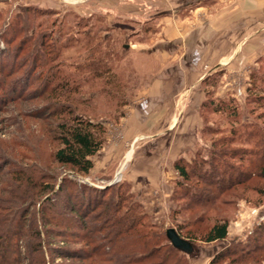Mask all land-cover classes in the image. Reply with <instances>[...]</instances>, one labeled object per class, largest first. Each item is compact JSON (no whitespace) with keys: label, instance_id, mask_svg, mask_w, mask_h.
Instances as JSON below:
<instances>
[{"label":"rangeland","instance_id":"1","mask_svg":"<svg viewBox=\"0 0 264 264\" xmlns=\"http://www.w3.org/2000/svg\"><path fill=\"white\" fill-rule=\"evenodd\" d=\"M107 2L101 1L102 5ZM146 2L142 17H107L108 12L103 10L106 7L98 0H0V141H6L16 154L32 157L35 166H47L45 173L54 178V188L65 181L61 192L53 196L58 202L55 211H62L65 187L70 180L101 189L105 197L114 195L122 185L121 191L127 188L123 192L126 197L129 195L128 202L139 204L145 220L156 225L158 233L167 228L176 230V224L183 223L188 216L180 210L185 203L180 200L183 189L174 188L179 179L173 168L176 159L201 161L198 171L214 169L219 176L252 171L246 184L221 197L230 201L219 205L216 212L228 219L227 238L211 243L186 241L187 245L181 249L190 264H209L217 251L228 246L235 245L238 252L244 251L254 227L264 222V192L258 201L251 192V187L260 188L264 184L252 169L259 156L248 153L251 147L264 146L261 140L264 139V0H241V10L234 17L220 16L221 4L226 5L227 14L236 13L232 0ZM164 17L176 21L166 23ZM168 25L170 29L192 31L194 35L198 32L202 37L199 45L209 38L215 41L214 45L205 55L204 49L198 54L191 52L190 43L179 45L172 40L162 44L158 41L162 37L160 32ZM218 49L236 52L237 58L231 59L228 67L239 65L229 72L235 75L236 85L226 87L228 95L223 100L228 103L227 108L220 114H209L208 105L202 110L199 106L201 126L199 130L192 126L190 133H194L180 135L185 143L183 156L172 160L168 156L170 150L164 148L169 146V137L164 132L167 122L163 107H171L167 109L170 112L181 102V94L185 92L178 83L181 67L189 68L200 60L211 67L217 60L211 54ZM161 52L165 59L158 56ZM202 63L203 73L206 70ZM219 67L202 76L200 86L204 96L200 105L208 95L213 97L212 105L220 100L215 94L222 79L230 84L229 76ZM163 73L169 74L168 81L173 85L170 90L177 95L173 94L174 101H167L168 105L162 107L157 100L163 95H156L157 89L151 85ZM64 84L66 90L61 88ZM53 85L54 93L61 94L58 99L61 103L69 102L70 107H75L73 111L100 122L104 128L103 144L91 157L93 167L87 175L56 166L51 158L56 142L41 133L45 125L53 126L58 119L53 116L47 119L45 115L52 109L55 94L44 91ZM159 88L164 92V87ZM204 120L213 134L203 133ZM251 126L260 130L251 132ZM185 185L191 190L202 189L194 179ZM178 209L180 212L175 213ZM207 225L201 223L191 228L204 231ZM56 240L57 237L49 238V246H64ZM65 246L80 247L73 243ZM21 251L24 253L25 249ZM256 254L259 261L248 260L246 264H264V249ZM47 255V260L54 264L68 263L58 255ZM226 262L223 259L218 264Z\"/></svg>","mask_w":264,"mask_h":264},{"label":"trees","instance_id":"2","mask_svg":"<svg viewBox=\"0 0 264 264\" xmlns=\"http://www.w3.org/2000/svg\"><path fill=\"white\" fill-rule=\"evenodd\" d=\"M50 70L49 67L46 72L49 74ZM62 86L66 90L65 84ZM48 91L54 93L55 85L44 93ZM54 94L55 101L50 104L52 109L45 115L47 119L52 116L58 119L53 126L45 125L41 129L43 136L56 142L51 153L52 161L58 167L87 175L93 167L91 157L103 144L104 128L100 122L73 111L75 107H70L69 102L61 103L59 92ZM212 100L213 97L208 95L200 105L201 110L208 105L206 112L209 114L225 111L226 101L216 100L212 105ZM249 128L251 132L260 130L253 126ZM203 133L213 134L205 120ZM220 141L223 145V139L220 138ZM248 150L249 154L259 156L252 169L255 170L254 176L264 181V146ZM200 162H187L183 158L173 162L179 177L174 182V188L183 189L180 200L185 201L180 210L188 213L183 223L176 224L175 231L190 243L196 239L205 243L223 241L227 238L228 219L216 212L219 205L230 204V201L221 197L246 184L252 177V171L240 170L234 172L235 175L227 173L219 176L214 169L198 171ZM34 163L32 157L16 154L6 141H0V264H54L47 260L48 253L68 260L67 264H190L182 250L168 240L165 230L163 233L155 231L158 227L145 220L139 204L128 202L129 195L126 197L124 193L127 192L126 187L123 192L122 185H119L114 195L105 197L101 189L77 185L70 180L65 187L62 211L57 212L55 207L58 202L53 196L61 192L65 181L54 188V178L45 173L47 166H35ZM193 179L202 185V189L191 190L189 185L183 186ZM251 188L258 201L263 196L264 184L260 188ZM172 199L178 204L177 199L173 196ZM35 205L37 209H34ZM38 222L41 227H38ZM201 223H209L204 231L191 228ZM252 234L253 237L250 236L244 245V251L238 252L235 245L228 246L217 251L209 264L221 263L223 259H227L225 264L259 261L256 260V253L264 249V222L258 223ZM51 237H57L56 241L64 246L50 247ZM67 243L80 247L67 249Z\"/></svg>","mask_w":264,"mask_h":264},{"label":"crops","instance_id":"3","mask_svg":"<svg viewBox=\"0 0 264 264\" xmlns=\"http://www.w3.org/2000/svg\"><path fill=\"white\" fill-rule=\"evenodd\" d=\"M98 1L100 2L99 4L101 6L106 7V9H103V10H105L104 12H108V13H105L107 17H142V11H144L142 7L147 5L148 3L146 2V0H106L108 1L107 5H102L101 3L102 0H98ZM225 1L226 0H224V2ZM232 2L237 7V9L235 10L236 13L227 14L226 12L228 9L224 8V6L226 5L221 4V8H222L220 12L221 17H234L236 16L237 13H239V11L241 10V0H232ZM235 11H232V12H235ZM164 18H166L165 19L166 23H170V22L174 23L176 21L175 19H171V17H164ZM168 26L169 27L167 28L165 26L164 29L160 32V35H162V37L158 41H161L162 44L165 43L166 41L170 42L172 40H173L172 42L177 41L179 45H184V44L187 45L188 43H190L188 45H192V48H193L192 49L193 51L191 52L196 51L198 54V52H201L204 49L205 55H206V52L210 50V47H213L214 45L215 41H213L212 38H209L207 42H205L206 40L204 39V42H201L202 44L199 45V40L202 39V37L199 36L198 32L196 33V35H194L195 33L192 31L187 32L184 30L180 31V29H170V25ZM191 34H193L194 36L193 35L191 36ZM183 39L184 41H182ZM185 39H188L189 41L187 40L185 41ZM232 52L228 53L223 49L216 50L214 53L211 54V58L214 57L217 60H216V63L211 67L208 66L206 63L203 64L202 60H200L199 62H195V64L190 66L189 68L188 66H184L185 69L181 67L182 62L178 63L179 67L182 68L181 69L182 75H180V79L178 80V83L179 85H181V87L183 86L185 92L181 94V97H180L181 102H179L178 107L174 106L170 112L167 111V109H170L171 107L165 108L163 106L168 105L167 101L173 102L174 101L173 94L177 95V92L175 94L173 90H170V88L173 87V85L171 86L170 82L168 81L169 74L165 75L163 73L162 76L158 75V77H156V79L153 81L151 86L154 88L156 87L157 94L153 93L154 91H151V92L149 91V94L163 95V97L158 98L157 103L158 104L162 103V107L164 108V117H165L164 120L167 122V126H165L164 132L168 134V137H169L168 138L169 146L164 147V148H167L170 150L168 154V156L170 155V159L173 160V159H176L177 157L183 156L182 149L185 148V146L183 145L185 143L182 142L180 135L186 134L187 132L190 133L193 127L194 129L197 128L199 130V127L201 126L199 106L204 96V92L200 86V80L202 79V76L205 73H208V72L210 73L214 71L215 69L213 68H217L219 66H220L219 69H223L225 71L224 75H226L227 77L229 76L230 84L228 83L227 79L225 80L222 79L220 81V86H218L216 94H215L219 99L226 98V96L228 95L227 89H226L227 86L229 85L231 86L233 84L236 85V79H234L235 75H230L229 72H231L232 69L239 68V65L235 67V65L233 66L231 64L230 67H228V64L231 61V59L237 58L236 52L233 54ZM226 53L227 55L225 56ZM204 54L203 55L201 54V56H204ZM158 56H160L161 58L163 56L164 59L166 57L165 54H163V52H161V54L159 53ZM197 59H200V58H197ZM201 63H202L201 66L204 67L206 70L203 73H202V70L200 69ZM185 65H188V64L186 63ZM188 75H191V76L189 77ZM159 87H164V92H162ZM169 90L171 92L168 93ZM162 107L159 109H162ZM191 133H194V131ZM170 135H173V136L170 137Z\"/></svg>","mask_w":264,"mask_h":264},{"label":"water","instance_id":"4","mask_svg":"<svg viewBox=\"0 0 264 264\" xmlns=\"http://www.w3.org/2000/svg\"><path fill=\"white\" fill-rule=\"evenodd\" d=\"M166 237L168 240L175 246L180 249H183L187 245L186 241L180 238V236L176 233L173 228H167L165 230Z\"/></svg>","mask_w":264,"mask_h":264},{"label":"built area","instance_id":"5","mask_svg":"<svg viewBox=\"0 0 264 264\" xmlns=\"http://www.w3.org/2000/svg\"><path fill=\"white\" fill-rule=\"evenodd\" d=\"M118 174H119V173H117L116 176H117ZM116 176H115V177H116Z\"/></svg>","mask_w":264,"mask_h":264}]
</instances>
